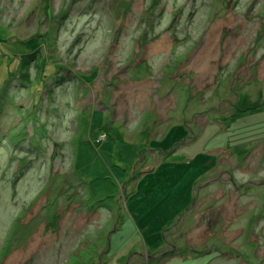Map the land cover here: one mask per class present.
Instances as JSON below:
<instances>
[{"label":"rangeland","instance_id":"1","mask_svg":"<svg viewBox=\"0 0 264 264\" xmlns=\"http://www.w3.org/2000/svg\"><path fill=\"white\" fill-rule=\"evenodd\" d=\"M0 264H264V0H0Z\"/></svg>","mask_w":264,"mask_h":264}]
</instances>
